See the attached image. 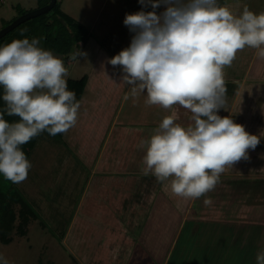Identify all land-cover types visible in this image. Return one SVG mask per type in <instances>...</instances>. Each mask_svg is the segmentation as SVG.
<instances>
[{"label": "clouds", "instance_id": "1", "mask_svg": "<svg viewBox=\"0 0 264 264\" xmlns=\"http://www.w3.org/2000/svg\"><path fill=\"white\" fill-rule=\"evenodd\" d=\"M139 2L153 9L164 4L166 10L159 15L126 14L123 23L135 35L130 46L108 62L122 67V84L130 86L132 97L146 92V105L171 113L150 138L141 140L146 153L141 173L168 182L177 197L199 199L260 143V137L218 112L228 110L224 70L237 53L252 48L264 60V12L245 6L237 16L217 0ZM39 45V38H23L0 47V86L6 104L0 111V175L12 183L26 180L32 167L21 146L45 131L53 136L67 133L79 116L80 102L68 90L63 59ZM79 55L71 53L69 59ZM176 106L191 112L189 126L176 122ZM5 113L18 116L19 122L9 123ZM0 262L9 264L2 255ZM256 264H264V251L257 253Z\"/></svg>", "mask_w": 264, "mask_h": 264}, {"label": "rangeland", "instance_id": "2", "mask_svg": "<svg viewBox=\"0 0 264 264\" xmlns=\"http://www.w3.org/2000/svg\"><path fill=\"white\" fill-rule=\"evenodd\" d=\"M108 1L58 0L61 9L74 18V23L71 22L69 28L74 24L88 26L93 34L88 40L79 41V47L74 51L81 53L77 60H70L59 53L53 54L63 59L69 71L66 79L80 78L88 74L89 80L80 101L75 127L59 136L50 135L47 131L42 132L34 141L31 139L21 146L32 167L27 179L17 186L25 194V202H28L29 206L25 202L8 197L4 202L10 204L11 213L3 214L0 201V223L6 229L0 231V255L7 259L9 264L151 263L147 259L139 261L133 257L127 258L128 251L125 250L129 248L130 254H134L137 243L120 244L119 235H114L108 242V233L103 234L101 231L97 232L94 227L84 225L85 221H97V225L104 226L111 219L106 212L101 211V205L87 202L84 197L89 176L96 169L100 156L109 157L110 153L126 155V151H130L132 134L148 139L154 130L139 131V126L130 125L132 113L139 111L145 117L150 116V106L147 107L146 96L143 98L142 94L137 96L138 100L135 99L134 103L129 95V99H124L126 93L119 97L121 92L124 93L123 74L120 73L118 65L113 66L108 61L129 47L135 35L123 23L126 14L155 11L159 15L166 10V5L161 4L153 9L150 4L141 5L139 0ZM37 7L39 0H0V29L8 21L23 14L21 8L32 10ZM263 62L264 60L258 58L257 64L250 67L252 75H249V79L264 78ZM2 88L0 86L1 94ZM257 101L261 99L258 98ZM5 107L6 104L0 95V111ZM158 115L159 112L151 116L157 119ZM190 117L184 124L189 126L192 123ZM119 121L124 124H117ZM115 142L118 148L115 147ZM2 185L4 190L10 186L6 181ZM94 191L93 189L91 193ZM11 214L15 217L9 223L7 217ZM118 216L121 217V214ZM123 218L127 219L124 216ZM129 222V231L131 229L132 232L135 227ZM89 231L97 236L87 235L86 232ZM119 248L124 249V252L119 251ZM180 248L181 246L176 250L179 251ZM176 255L178 253L174 256ZM174 260L178 261L175 257Z\"/></svg>", "mask_w": 264, "mask_h": 264}, {"label": "crops", "instance_id": "3", "mask_svg": "<svg viewBox=\"0 0 264 264\" xmlns=\"http://www.w3.org/2000/svg\"><path fill=\"white\" fill-rule=\"evenodd\" d=\"M217 3L227 5L237 16L245 6L257 14L264 12V0H217ZM257 59L256 50L246 47L237 53L232 66L225 68L228 110L218 112L221 117L230 116L242 124L249 134L260 137L255 150H248L247 160L226 169L220 182L205 197L187 200L175 196L168 182L159 183L151 174L141 173L146 153L139 145L147 137L132 134L130 151L125 150L126 155H102L94 172L89 171L91 175L84 197L87 202L101 205V211L111 219L104 226L97 225V221L83 220L84 225L108 233V242L114 235H119L120 244L137 243L134 254H130L129 248L125 250L128 251L127 258L147 259L151 262L147 264H256L257 253L264 251V78L249 79L252 75L250 67L257 64ZM117 67L123 74L122 68ZM128 87H122L124 93L121 92L119 97L125 93L131 96ZM141 94L143 98L146 96V92ZM131 98L132 103L138 100ZM258 98L261 101L258 102ZM148 109L150 116L159 112L160 119L145 117L137 111L132 113L130 125L139 126V131H151L158 127L164 116L171 114L156 105ZM175 111L176 122L188 126L184 123L191 112L180 106H176ZM117 124L124 123L119 121ZM206 199L210 203L206 204ZM129 221L135 227L132 232ZM86 234L97 236L92 231ZM180 246L181 250L177 251ZM119 251L124 252V249L119 248ZM176 253L178 255L174 256ZM242 258L246 260L242 261Z\"/></svg>", "mask_w": 264, "mask_h": 264}, {"label": "trees", "instance_id": "4", "mask_svg": "<svg viewBox=\"0 0 264 264\" xmlns=\"http://www.w3.org/2000/svg\"><path fill=\"white\" fill-rule=\"evenodd\" d=\"M49 1L50 0H39V7L47 4ZM21 9H22L21 13H25L29 11L23 8ZM73 19L74 18H72L69 14H67L61 9V7L59 6V2L57 1L54 7L48 12L26 20L21 25L17 26L16 28L8 32L6 35H4L2 38H0V47H2L7 43H10L14 39L28 38L29 40H31L32 38H39L40 39L39 46L42 47L43 49L50 50L54 53H59L62 54L63 56L69 57L71 53H75L76 50L78 49L79 47L78 43L80 40H88L89 36L93 34L91 30L85 28L86 26L83 25L77 24L76 26L74 24L73 27L69 28L71 22H73ZM10 22L11 21H8L6 25L9 24ZM22 32H23V36L21 35ZM88 80H89L88 74H85L80 78L73 77L67 79L68 90L75 92L76 100L79 102L81 101L85 93ZM2 92H3V88H2ZM3 94L0 93L1 97H3ZM4 118L9 123L19 122L20 119L18 116L15 115L8 116L6 113L4 115ZM61 134H57L55 136H59ZM36 137H34L32 141H34ZM0 179H1L0 201H2L1 204L2 213L3 214L11 213L9 210L10 204L5 203L4 202L5 199L10 197L12 200L25 202L26 196L17 186L18 183H12L11 181L4 179L2 175H0ZM5 181L10 186L4 190L2 183ZM25 204L29 206L28 202H25ZM32 210L33 212L35 211L33 208ZM2 213H0V217ZM14 217L15 216L12 214L8 215L7 220L9 221V223L14 219ZM0 231L1 232L6 231V229L2 227L1 223H0Z\"/></svg>", "mask_w": 264, "mask_h": 264}, {"label": "water", "instance_id": "5", "mask_svg": "<svg viewBox=\"0 0 264 264\" xmlns=\"http://www.w3.org/2000/svg\"><path fill=\"white\" fill-rule=\"evenodd\" d=\"M58 0H50L47 4L37 7L35 9L29 10L19 17L15 18L9 24L5 25L2 29H0V38L6 35L8 32L13 30L15 27L20 25L21 23L25 22L28 19L34 18L40 14L46 13L51 10ZM62 56V54H59Z\"/></svg>", "mask_w": 264, "mask_h": 264}]
</instances>
